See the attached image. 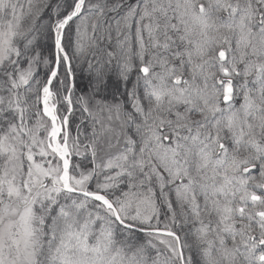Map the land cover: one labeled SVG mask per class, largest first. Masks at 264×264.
Instances as JSON below:
<instances>
[{
  "label": "snow or ice",
  "instance_id": "snow-or-ice-1",
  "mask_svg": "<svg viewBox=\"0 0 264 264\" xmlns=\"http://www.w3.org/2000/svg\"><path fill=\"white\" fill-rule=\"evenodd\" d=\"M0 264H264V0H0Z\"/></svg>",
  "mask_w": 264,
  "mask_h": 264
}]
</instances>
